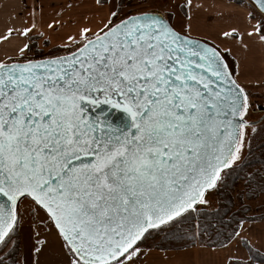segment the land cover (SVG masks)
Segmentation results:
<instances>
[{"label":"snow or ice","instance_id":"1","mask_svg":"<svg viewBox=\"0 0 264 264\" xmlns=\"http://www.w3.org/2000/svg\"><path fill=\"white\" fill-rule=\"evenodd\" d=\"M232 2L0 4V264H264V0Z\"/></svg>","mask_w":264,"mask_h":264},{"label":"crops","instance_id":"2","mask_svg":"<svg viewBox=\"0 0 264 264\" xmlns=\"http://www.w3.org/2000/svg\"><path fill=\"white\" fill-rule=\"evenodd\" d=\"M193 2L202 5V8L195 13L194 23H198L202 30L213 33L222 28L226 29L229 24L235 23L237 18H242L243 15V10L229 0H193ZM0 4H19V0H0ZM6 14V11H0V30L3 28ZM208 17H213V19L209 20ZM74 27L69 26L59 30L58 37H63L65 32H71ZM60 42L59 38L52 41L53 44ZM36 43L40 44L41 42L38 40ZM244 79L252 81L250 87L256 86V81L264 80V58L259 52H257L255 59L250 62ZM206 259H215V257H206L203 252L196 248L180 252H164L154 249L149 258V264H204Z\"/></svg>","mask_w":264,"mask_h":264},{"label":"rangeland","instance_id":"3","mask_svg":"<svg viewBox=\"0 0 264 264\" xmlns=\"http://www.w3.org/2000/svg\"><path fill=\"white\" fill-rule=\"evenodd\" d=\"M204 31L207 30H202L201 29V34H203ZM48 49L46 48L45 51H47ZM252 91L256 92V93H261L264 94V85H256V86H251L250 87ZM256 115H259V113H256ZM256 145H257V149L260 148V142L259 139L256 141ZM260 159V155H259V151H257L256 153V160L255 161H251L253 164L257 163ZM231 195V194H230Z\"/></svg>","mask_w":264,"mask_h":264},{"label":"trees","instance_id":"4","mask_svg":"<svg viewBox=\"0 0 264 264\" xmlns=\"http://www.w3.org/2000/svg\"><path fill=\"white\" fill-rule=\"evenodd\" d=\"M232 2V0H229ZM237 2H239V0H237ZM221 196L219 203L221 205H224L227 203V199L231 198V195L229 193H225L224 190H221V194H219Z\"/></svg>","mask_w":264,"mask_h":264}]
</instances>
